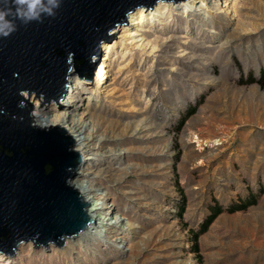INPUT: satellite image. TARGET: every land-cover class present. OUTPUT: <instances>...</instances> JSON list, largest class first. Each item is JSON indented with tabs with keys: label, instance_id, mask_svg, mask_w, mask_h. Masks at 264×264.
Returning a JSON list of instances; mask_svg holds the SVG:
<instances>
[{
	"label": "rangeland",
	"instance_id": "obj_1",
	"mask_svg": "<svg viewBox=\"0 0 264 264\" xmlns=\"http://www.w3.org/2000/svg\"><path fill=\"white\" fill-rule=\"evenodd\" d=\"M173 1L119 24L142 45H100L92 82L71 77L62 108L39 100V113L85 112L97 147L78 153L76 177L89 174L126 228L22 244L0 264H264V0Z\"/></svg>",
	"mask_w": 264,
	"mask_h": 264
},
{
	"label": "water",
	"instance_id": "obj_2",
	"mask_svg": "<svg viewBox=\"0 0 264 264\" xmlns=\"http://www.w3.org/2000/svg\"><path fill=\"white\" fill-rule=\"evenodd\" d=\"M159 1L62 0L55 16L28 24L17 20V30L0 37L1 254L11 257L29 242L62 246L93 223L89 204L71 185L81 162L74 139L60 126L33 125L24 94L36 93L43 105L54 100L62 108L69 77L92 82L100 44L116 39L112 28L128 25L136 8L152 9Z\"/></svg>",
	"mask_w": 264,
	"mask_h": 264
},
{
	"label": "bare ground",
	"instance_id": "obj_3",
	"mask_svg": "<svg viewBox=\"0 0 264 264\" xmlns=\"http://www.w3.org/2000/svg\"><path fill=\"white\" fill-rule=\"evenodd\" d=\"M180 1H183L184 5H186V2L189 0H179L177 2H180ZM193 1L203 3L204 0H193ZM163 2H167V1L161 0L157 3H159V5H161ZM173 2H175V1H173ZM155 5H153V6H155ZM159 5H157L156 9L160 8ZM226 5L227 4H225L224 7H227ZM164 6H166V5H164ZM186 6H188V4ZM143 7H145V6L139 7L141 9H139L138 11L136 10L138 8H136L135 10L137 12L134 10L136 13L134 11H132L134 13L130 12L132 14L131 15L128 14L129 15L128 23H131L135 26H140V24L144 21L145 16H146L145 9ZM224 7L221 8V10H220L221 12L223 10H226V8H224ZM153 14H155V12H153ZM136 16H139V17L137 18ZM117 26H119V25H117ZM113 29L114 28H112L110 34L119 33L117 35L118 40L113 39L111 42H104V43L100 44L101 49H109V48L113 47L118 41H122V42L126 41V42H128L134 46L142 45L139 43L142 39L139 40L136 38V36H137L136 31H134L132 29L130 31H127V29L125 27H117V29H114V30ZM106 73H107V71L105 69L99 68L96 71V77L95 78L99 79L103 75L102 78H103V80H105V79H107ZM71 77H73V76H71ZM71 77L68 78L69 81L71 80L70 79ZM73 89H76V84L75 85L73 84V86L71 85L69 91L67 89V91H68V93H70V95H71V93H73V91H74ZM99 91L102 92L104 90H99ZM32 94H30V96H28L27 94H24V96L26 97V99H28L31 103L34 104L32 122H34L35 124L33 123V125H35L38 128H41V129H43V128L49 129L48 127H51V126H60V127L64 128L68 133H70L74 137V141H75L74 150L80 154L85 155V157L83 159H90L89 155L87 156V154L93 153L95 147H97V146L93 142L94 141V134H93L94 128L88 129L87 121L86 122L84 121L85 112L76 113L75 109L68 107L67 109L59 110V111L55 110V111H51L50 113H39L41 110V106L39 104V99L35 98L36 96L32 95ZM31 119H32V117H31ZM80 158H81V156H80ZM80 163H79V165H80ZM79 165H78V167H79ZM78 173H79V175L77 177L75 176L71 180V185L75 189H77V191L82 196L83 201L86 203L87 202L89 203V205H88L89 207H87V213H88L90 219L93 221V223H90L89 228L85 229L84 231H81L76 237L78 239H82L83 241L86 242L91 236H94V237L96 235L98 236V233H101L102 231H104L106 233L112 232L118 226L120 228L125 229L126 223H123L124 218H120V216L115 213V210L113 209L112 205H110V203L98 201L99 200V193L98 192H99L100 188L92 185V182L90 181V179L88 177H86V175L88 173H84V172L82 173V171H79ZM67 239H65L66 246L69 245V240H67ZM71 239H73V238H71ZM22 244H29L30 245L28 248L29 250H31L33 248L31 242L22 243ZM22 244H20L19 246L21 247ZM18 247H17V249H18Z\"/></svg>",
	"mask_w": 264,
	"mask_h": 264
},
{
	"label": "clouds",
	"instance_id": "obj_4",
	"mask_svg": "<svg viewBox=\"0 0 264 264\" xmlns=\"http://www.w3.org/2000/svg\"><path fill=\"white\" fill-rule=\"evenodd\" d=\"M61 3L62 0H0V37L7 38L16 31L17 20L28 24L32 21L42 22L44 17L55 16V10ZM20 107H23L22 102ZM2 112L0 109V113Z\"/></svg>",
	"mask_w": 264,
	"mask_h": 264
},
{
	"label": "trees",
	"instance_id": "obj_5",
	"mask_svg": "<svg viewBox=\"0 0 264 264\" xmlns=\"http://www.w3.org/2000/svg\"><path fill=\"white\" fill-rule=\"evenodd\" d=\"M252 82H255V81L252 80ZM193 110H195V109H193ZM184 118H186V117H184ZM256 199H257V195H253V201L256 200ZM238 206H239L240 209H244L247 206V204H240ZM240 209H234V207H233V208H230L229 211L233 212V211L240 210ZM212 210H213V214L209 216V218L205 221L204 224H202L201 229L199 231L195 232L194 235H193L194 236L193 238H194V241H195V247L194 248H195L196 251H198L197 240H198L199 236L201 234H203L207 230L208 225L210 224V222L217 215H219L221 212H223L222 211L223 210L222 207L221 206H218V205L215 206V207H212Z\"/></svg>",
	"mask_w": 264,
	"mask_h": 264
}]
</instances>
